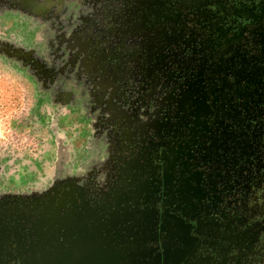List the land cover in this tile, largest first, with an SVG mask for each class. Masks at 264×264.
Here are the masks:
<instances>
[{
  "label": "rangeland",
  "instance_id": "obj_1",
  "mask_svg": "<svg viewBox=\"0 0 264 264\" xmlns=\"http://www.w3.org/2000/svg\"><path fill=\"white\" fill-rule=\"evenodd\" d=\"M166 2L0 0V236H23L30 245L20 249L42 246L34 230L44 206L71 197L67 212L81 220L183 132L202 133L204 163L243 182L244 213L264 211L255 149L240 134L254 117L242 107L256 48L244 42L259 36L216 43ZM15 48L62 71L61 87L26 79Z\"/></svg>",
  "mask_w": 264,
  "mask_h": 264
},
{
  "label": "flooded vegetation",
  "instance_id": "obj_2",
  "mask_svg": "<svg viewBox=\"0 0 264 264\" xmlns=\"http://www.w3.org/2000/svg\"><path fill=\"white\" fill-rule=\"evenodd\" d=\"M177 8L182 16L198 17V26L216 43L225 33L231 40L259 36L244 42L257 50L246 54L245 62L255 71L251 79L245 73L243 91L249 98L242 107L254 117H246L240 134L246 148L255 149L249 157L259 165L255 184L264 186V0H167L168 12ZM203 137L183 132L145 152L146 158L139 160L113 199L94 206L81 220L67 212L71 197L61 207L60 218L53 217L61 224H85L97 240H143L140 249L131 248L125 264H264V211L257 216L242 211L243 182L232 178L234 172L220 174L204 163ZM111 218L116 220L112 227L106 223ZM8 234L0 236V264L17 263L19 245L26 248L28 243L23 236ZM62 236H51L53 245Z\"/></svg>",
  "mask_w": 264,
  "mask_h": 264
},
{
  "label": "water",
  "instance_id": "obj_3",
  "mask_svg": "<svg viewBox=\"0 0 264 264\" xmlns=\"http://www.w3.org/2000/svg\"><path fill=\"white\" fill-rule=\"evenodd\" d=\"M62 206L61 201L56 205L44 206L40 210L34 234L42 246L37 247L36 250L28 248L30 244H27V249L19 247L20 250L16 251L15 258L18 262L14 264H125L124 259L130 256L131 248L140 249L143 240L139 238H132V241L119 237L106 239V241L97 240L85 224H71L67 232L63 234L61 242L53 245L51 236L67 228L65 224L60 228L58 226L56 230L54 225L60 223H52L53 214L60 218L59 212ZM106 223L112 227L116 224V220L111 218ZM111 242L115 244L111 245ZM18 244L19 242L16 246ZM121 250L127 252V255L124 256Z\"/></svg>",
  "mask_w": 264,
  "mask_h": 264
},
{
  "label": "trees",
  "instance_id": "obj_4",
  "mask_svg": "<svg viewBox=\"0 0 264 264\" xmlns=\"http://www.w3.org/2000/svg\"><path fill=\"white\" fill-rule=\"evenodd\" d=\"M13 6H15V4H13ZM12 54L18 55L19 58H17V67L20 70V73L26 76V79L31 81L34 79H43V83L47 81H56L61 87V82L63 81L61 77L62 71H60L56 66L48 64L45 60L38 56L29 55L30 53L28 55H24V51H22V49L20 50V48H15V51L10 54L11 57L14 56ZM8 62L10 63L11 60ZM49 86L50 85H47V87Z\"/></svg>",
  "mask_w": 264,
  "mask_h": 264
},
{
  "label": "bare ground",
  "instance_id": "obj_5",
  "mask_svg": "<svg viewBox=\"0 0 264 264\" xmlns=\"http://www.w3.org/2000/svg\"><path fill=\"white\" fill-rule=\"evenodd\" d=\"M57 222H59V220H58L57 218H54V221H52V223H57ZM65 224H66V225H69V224L66 223V222H65V223H62V224L60 223L59 225L56 224L57 226L54 225V229L57 230L58 228L63 227ZM74 224H79V223H74ZM72 225H73V224H72ZM58 226H59V227H58ZM69 226H70V225H69ZM57 227H58V228H57ZM138 227H139V226L137 225V228H138ZM249 230H250V229H249ZM253 231H254V230H253ZM247 234H248V233H247ZM252 234H253V233H252ZM230 236H231V235H230ZM236 236H237V235H236ZM247 236H248V235H247ZM185 250H186V249H185Z\"/></svg>",
  "mask_w": 264,
  "mask_h": 264
}]
</instances>
